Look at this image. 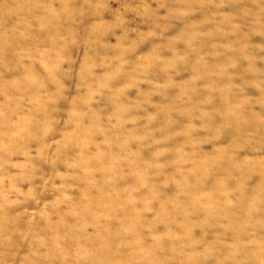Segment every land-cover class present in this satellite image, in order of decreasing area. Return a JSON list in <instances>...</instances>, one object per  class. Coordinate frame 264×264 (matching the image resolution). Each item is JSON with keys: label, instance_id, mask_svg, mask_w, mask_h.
I'll list each match as a JSON object with an SVG mask.
<instances>
[{"label": "rangeland", "instance_id": "374dc122", "mask_svg": "<svg viewBox=\"0 0 264 264\" xmlns=\"http://www.w3.org/2000/svg\"><path fill=\"white\" fill-rule=\"evenodd\" d=\"M0 264H264V0H0Z\"/></svg>", "mask_w": 264, "mask_h": 264}]
</instances>
